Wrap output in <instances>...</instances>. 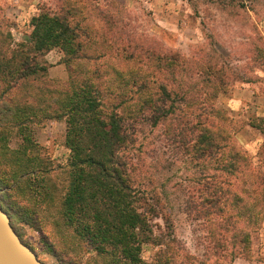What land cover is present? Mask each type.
<instances>
[{
	"label": "rangeland",
	"instance_id": "374dc122",
	"mask_svg": "<svg viewBox=\"0 0 264 264\" xmlns=\"http://www.w3.org/2000/svg\"><path fill=\"white\" fill-rule=\"evenodd\" d=\"M44 10L63 18L76 33L77 54L84 58L69 63L71 73L94 70L107 109L118 103L115 110L131 139L124 159L149 205L150 178L157 190L164 183V193L156 198L158 208L170 215L165 223L154 218L157 241L141 247L142 262L163 251L171 257L168 264H264L263 188L255 190L264 176V142L250 126L264 118V0H0V52L7 54L25 39L30 18ZM61 57L58 48L39 57L54 82L67 78ZM159 85L173 99L165 103L172 112L152 124L145 118L148 107L131 112L142 107L143 99L161 107ZM183 114L212 122L242 157L233 176L221 174L228 193H210L220 180L214 153L194 160L192 151L175 142ZM30 129L32 155L47 170L26 179L40 185L32 187V194L47 185L49 198L40 206V231L20 224L16 232L44 264H107V257L84 248L61 220L68 156L63 120L44 119ZM16 143L10 135L0 146L15 149ZM7 175L0 165V179ZM15 188L0 193L14 201ZM238 231L247 233L249 252L231 257Z\"/></svg>",
	"mask_w": 264,
	"mask_h": 264
},
{
	"label": "trees",
	"instance_id": "16d2710c",
	"mask_svg": "<svg viewBox=\"0 0 264 264\" xmlns=\"http://www.w3.org/2000/svg\"><path fill=\"white\" fill-rule=\"evenodd\" d=\"M29 23L31 28L26 38L11 46L7 54L0 52V141L5 142L10 135L17 137L15 149L0 146L7 150L0 153V165L8 169L7 177L0 179V189L16 187L14 201L6 192L0 193V207L8 215L14 230L25 224L40 231V212L43 210L40 206L49 198L46 194L48 186L45 184L40 192L32 194V187L40 185H34L35 178L30 184L26 177H36L47 169L32 155L35 143L31 140L30 125L44 119H62L65 127L63 144L68 150L66 182L60 202L63 225L71 229L84 248L107 257V264H168L171 257L163 255V251L149 263L142 262L140 257L144 244L157 241L154 218L160 217L165 223L168 220L165 217L170 213L158 208L156 195L164 193L163 182L158 183L157 190L150 178L149 205L142 194L146 191L140 188L142 183L131 175L132 168L123 154L131 139L126 121L115 110L118 103L107 109L101 100L94 70L81 76L71 73L69 63L84 56H78L76 33L63 18L44 10L32 16ZM53 48L61 51V62L67 68V78L63 82L48 79L46 66L39 61L41 55ZM158 88L161 107L151 105V99H143L142 107L131 113L148 107L150 113L145 118L152 124L166 118L172 107L165 109V103L173 99L163 86ZM14 91H20L22 95L15 97ZM179 100L183 102V98ZM177 126L175 142L183 150L192 151V159L204 160L214 153L213 169L220 180L210 193H228L229 183L221 179V174L233 176L242 157L228 144L225 134L217 131L206 118L191 114H183ZM250 126L262 135L264 142V118L253 121ZM12 176L16 178L10 181ZM38 181L42 182V177ZM255 186V190L263 188L259 193H262L260 201L264 206V176ZM203 189H207L205 184ZM260 211L262 214L264 208ZM260 213L256 212V215ZM234 237L238 247L230 253L231 257L247 256V233L244 231Z\"/></svg>",
	"mask_w": 264,
	"mask_h": 264
},
{
	"label": "water",
	"instance_id": "95a60500",
	"mask_svg": "<svg viewBox=\"0 0 264 264\" xmlns=\"http://www.w3.org/2000/svg\"><path fill=\"white\" fill-rule=\"evenodd\" d=\"M0 264H44L25 245L0 207Z\"/></svg>",
	"mask_w": 264,
	"mask_h": 264
},
{
	"label": "crops",
	"instance_id": "0c3cea01",
	"mask_svg": "<svg viewBox=\"0 0 264 264\" xmlns=\"http://www.w3.org/2000/svg\"><path fill=\"white\" fill-rule=\"evenodd\" d=\"M50 51V50H49ZM47 70H49V68H46Z\"/></svg>",
	"mask_w": 264,
	"mask_h": 264
}]
</instances>
